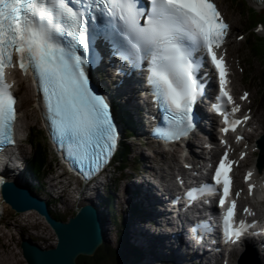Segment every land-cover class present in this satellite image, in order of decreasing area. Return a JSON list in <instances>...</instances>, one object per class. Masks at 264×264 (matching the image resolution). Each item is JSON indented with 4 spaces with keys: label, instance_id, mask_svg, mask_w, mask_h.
Here are the masks:
<instances>
[{
    "label": "snow or ice",
    "instance_id": "snow-or-ice-1",
    "mask_svg": "<svg viewBox=\"0 0 264 264\" xmlns=\"http://www.w3.org/2000/svg\"><path fill=\"white\" fill-rule=\"evenodd\" d=\"M226 29L210 0H150L147 8L140 7L138 0H0V142L11 143L14 100L4 69L12 66L14 53L21 71L33 70L52 135L66 155L81 171L100 167L115 145L116 128L108 102L89 86L85 73V65L96 59L89 39L98 37L110 40L133 66L148 61L147 83L168 116V130L159 134L178 138L190 126L192 104L202 87L197 78L201 62L194 59V51L207 52L220 76L221 97L217 99L228 97L231 102L224 91L223 62L213 51ZM90 52V57L84 55ZM213 108L219 110L216 104ZM224 115L222 131L239 123ZM228 171L221 159L213 176L216 184L224 186L221 205L229 194ZM252 187L249 184V191ZM203 190L210 186L202 185L187 195L191 199ZM234 207L232 202L223 216L228 239L247 227L244 221L233 227Z\"/></svg>",
    "mask_w": 264,
    "mask_h": 264
},
{
    "label": "rangeland",
    "instance_id": "rangeland-1",
    "mask_svg": "<svg viewBox=\"0 0 264 264\" xmlns=\"http://www.w3.org/2000/svg\"><path fill=\"white\" fill-rule=\"evenodd\" d=\"M220 1L225 12L229 13V15L234 20L236 26L233 33L234 41H231L230 43H234L235 45L243 48V53L245 54L244 57L246 61H244L245 67L247 68V75L249 76L248 81L250 79L249 82L251 83L249 87H255L257 103L259 105L260 110L264 112V88L262 84V82H264V59L252 54L248 45V40L252 38V33L249 29V26H251L252 22L250 21L251 17L249 14L253 13L252 11H249V9L251 8L248 7H252L253 9H255L254 12L256 15L252 18L255 21L256 19H259L260 16H264V2L255 5V3L252 4L250 2H247V0H243L244 4H246L245 6L240 0H235L232 2L230 0ZM237 1L240 3L237 4ZM262 19L264 23V17ZM237 30H239L241 33H247H245L241 39H236ZM254 47L258 52L257 54H261V49H263L264 53V36L258 38V40L255 42ZM231 50L234 51V47H232ZM238 79L240 80V76H238ZM38 129V133L41 134L39 127ZM134 150L135 152L131 153V157L134 154L136 155V151L140 152V150L142 149H140V147H134ZM248 162L250 163V161ZM128 171L129 169L126 168L124 175ZM121 177L123 179H120L118 172L110 173L107 189L109 187L112 189L116 187L117 191H119V194L122 195L123 192L121 193L120 190L126 183V181L124 180L123 175ZM77 197L78 193L75 190H71V188L65 189L63 191L58 201V206L63 211V213L60 214L61 216L67 217L73 214L76 205L79 206L83 204L80 200H78ZM71 201L72 204H70ZM6 208L8 207L4 206V212H2L3 217L1 216L2 218H0V246H2L3 248H0V264H26V261L23 258L22 251L20 248V240L22 237L31 236L33 241L37 242L39 245L44 247H48V245L51 246L56 242L57 238L55 236V233H53L52 229L48 226V224L35 212H33V214H23L16 213L11 209ZM118 213L121 214V211L118 210ZM107 223L110 226L109 222ZM116 223L118 224L117 221ZM114 230L116 231V234L115 231L114 233L112 232V238L118 236L117 242L112 243L111 241L105 240V247H102L103 249L99 248L93 256H88V261L90 260V262L93 264H125L126 260L127 264H133V261H131L127 257L125 259L123 256V259L121 251L119 249H115V247L120 248L119 245L121 244V240L119 237V231L117 232L116 229ZM120 236L122 237V235ZM2 258H6L4 260L5 263L1 262Z\"/></svg>",
    "mask_w": 264,
    "mask_h": 264
},
{
    "label": "water",
    "instance_id": "water-1",
    "mask_svg": "<svg viewBox=\"0 0 264 264\" xmlns=\"http://www.w3.org/2000/svg\"><path fill=\"white\" fill-rule=\"evenodd\" d=\"M3 195L17 211L36 209L56 235V244L49 248H41L29 240H22L20 247L27 264H78L77 256L92 255L102 241L100 217L90 204L83 205L68 220L58 221L50 216L46 204L24 186L6 183Z\"/></svg>",
    "mask_w": 264,
    "mask_h": 264
},
{
    "label": "bare ground",
    "instance_id": "bare-ground-1",
    "mask_svg": "<svg viewBox=\"0 0 264 264\" xmlns=\"http://www.w3.org/2000/svg\"><path fill=\"white\" fill-rule=\"evenodd\" d=\"M217 1V0H216ZM249 2L250 3H252V4H254V2L253 1H251V0H249ZM263 2V1H262ZM261 2V3H262ZM260 3V4H261ZM255 4H256V2H255ZM234 10V9H233ZM230 13H232V12H230ZM250 36V35H249ZM252 44H254V42L252 43ZM252 50H253V48H252ZM250 53V52H249ZM254 53V52H253ZM252 53V54H253ZM248 55H251V54H248ZM251 59V58H250ZM246 62V61H245ZM30 119V113H28L27 114V116H26V120L24 119L23 120V122L24 123H26V122H28V120ZM198 144L199 145H201V143H202V140L201 139H198ZM188 143H190V142H188ZM188 143H186V147H190L189 145H188ZM193 145V144H192ZM0 154H1V152H0ZM1 156V155H0ZM244 194V196L246 197V198H244L243 196H241L240 197V200L243 202V203H247L248 202V199L250 198V194L248 193V192H244L243 193ZM85 196H88L89 198H94L95 196L94 195H92V194H90V193H88V194H85ZM86 198V197H85ZM82 200H84V201H87V199H81V201ZM4 202V201H3ZM70 204H72V201H71V203ZM106 204H107V202L106 201H103V203H102V208L104 207V206H106ZM4 206L5 207H7L8 205H7V203H3V208H4ZM74 206V205H73ZM6 209H8V208H6ZM11 209V208H10ZM33 211L34 210H27V211H23V212H21V213H23V214H33ZM34 212H36V211H34ZM37 213V212H36ZM120 213V212H119ZM38 214V213H37ZM99 214V213H98ZM16 215V214H15ZM39 215V217L40 218H42V216L40 215V214H38ZM99 216H101L100 214H99ZM107 222H109V224L111 225L112 224V222H113V220L112 219H109ZM118 224H119V227H118V231H119V235H122V226H123V223L121 222V221H118ZM117 224V225H118ZM106 225L107 226H109L108 225V223H106ZM104 229H105V226H104ZM57 241V240H56ZM55 244H56V242H55ZM0 248L1 249H3L2 248V246H0ZM6 258H2V263H5L4 262V260H5ZM16 261V260H15ZM205 262H206V264H215L216 262H218V256L216 255V253L215 252H212V253H210L209 255H208V257H206V259H205Z\"/></svg>",
    "mask_w": 264,
    "mask_h": 264
},
{
    "label": "trees",
    "instance_id": "trees-1",
    "mask_svg": "<svg viewBox=\"0 0 264 264\" xmlns=\"http://www.w3.org/2000/svg\"><path fill=\"white\" fill-rule=\"evenodd\" d=\"M239 2H237V4H238ZM252 12L253 13H251V14H249L250 15V17H251V25H254L255 23H256V21L258 20V19H256L255 21L252 19L256 14H255V12H254V10H252ZM264 16L262 15V16H260V18H259V20L260 21H262L263 22V18ZM258 38L259 37H257V36H255V35H253V33H252V38L251 39H249L248 40V45H249V48H250V51H251V53H253L254 55H256V56H258V57H261L260 56V54H257L258 52H257V50L255 49V42L258 40ZM254 42V44H252ZM252 48H253V50H252ZM261 55H263L264 56V53H263V49H261ZM262 56V57H263ZM36 159H34L33 160V162H32V164L31 165H33V167H30L31 165H29L28 166V170H29V172L30 173H33L34 175H37V173L39 172L38 170H39V168H41L42 166V164H43V161H41V162H39V161H35ZM37 167H38V170H37ZM40 170H42V169H40ZM122 255V258H123V256H124V258L126 259V257L128 258V256H127V254L125 255V254H121ZM89 259V257L88 256H83V255H79L78 257H77V262L79 263V264H93V263H91L90 262V260L88 261V259ZM123 258V259H124Z\"/></svg>",
    "mask_w": 264,
    "mask_h": 264
}]
</instances>
